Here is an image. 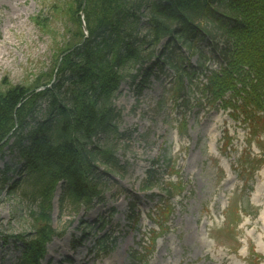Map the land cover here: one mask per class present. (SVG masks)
<instances>
[{
	"label": "rangeland",
	"instance_id": "374dc122",
	"mask_svg": "<svg viewBox=\"0 0 264 264\" xmlns=\"http://www.w3.org/2000/svg\"><path fill=\"white\" fill-rule=\"evenodd\" d=\"M73 5L0 0V92L51 81L62 50L80 40ZM15 21L21 26L14 27ZM197 47L209 51L205 41ZM199 54L182 49L188 70L196 69L185 79L183 100L175 97L169 67L155 68L136 86L122 84L115 102L119 134L111 140L122 169L100 166L107 171L104 201L90 210L62 208V192L56 194L52 227L64 234L49 244L43 264H130L133 252L149 248L153 229L159 230L155 220L163 222L158 207L167 204L171 213L144 264H264L262 206L252 200L264 171V113L246 121L242 113L232 118V108L211 105L202 86L220 60L204 64ZM13 143L0 156V264L18 263L19 236L32 231L31 208L16 182L25 159ZM169 184L183 187L171 200L164 192ZM238 207L243 209L236 224Z\"/></svg>",
	"mask_w": 264,
	"mask_h": 264
},
{
	"label": "trees",
	"instance_id": "16d2710c",
	"mask_svg": "<svg viewBox=\"0 0 264 264\" xmlns=\"http://www.w3.org/2000/svg\"><path fill=\"white\" fill-rule=\"evenodd\" d=\"M73 2L71 14L79 24L80 40L62 50L51 81L0 92V156L14 139L11 148L25 159L20 191L32 218V231L19 236L23 252L17 264H42L48 244L64 234L52 227L60 183L62 208L78 213L104 201L101 182L107 171L100 166L115 172L122 168L111 141L119 134L115 101L122 83L144 82L155 67L168 65L176 74L175 97L183 100L185 79L195 76L196 69L188 70L181 52L185 48L200 53L204 63L207 56L196 43L202 40L226 62L203 85L210 103L232 107L235 119L242 113L254 120L250 106L264 109V0ZM228 92L229 101L224 99ZM102 136L105 142L99 141ZM152 184L149 181L147 188ZM182 190V184H169L165 192L170 199ZM158 211L163 222L157 220V225L163 230L171 207ZM235 212V220H240L239 208ZM159 235L153 231L152 243ZM146 257L133 252L130 264H143Z\"/></svg>",
	"mask_w": 264,
	"mask_h": 264
},
{
	"label": "bare ground",
	"instance_id": "6f19581e",
	"mask_svg": "<svg viewBox=\"0 0 264 264\" xmlns=\"http://www.w3.org/2000/svg\"><path fill=\"white\" fill-rule=\"evenodd\" d=\"M17 20L20 18V13H17ZM21 21L16 23L14 22V27H20ZM123 89V87H122ZM4 164V161L0 158V170L3 168L2 165ZM259 181L255 185V190L252 193V200L254 203H256L259 206H262L260 209V213L258 216V219L262 222H264V171H260ZM59 193L60 196V189H58L57 194ZM103 264H113L112 262H104Z\"/></svg>",
	"mask_w": 264,
	"mask_h": 264
},
{
	"label": "water",
	"instance_id": "95a60500",
	"mask_svg": "<svg viewBox=\"0 0 264 264\" xmlns=\"http://www.w3.org/2000/svg\"><path fill=\"white\" fill-rule=\"evenodd\" d=\"M84 27H85V23H84Z\"/></svg>",
	"mask_w": 264,
	"mask_h": 264
}]
</instances>
